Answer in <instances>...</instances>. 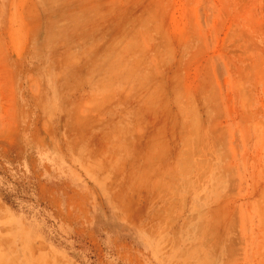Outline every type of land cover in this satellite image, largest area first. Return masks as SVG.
Returning a JSON list of instances; mask_svg holds the SVG:
<instances>
[{
    "label": "rangeland",
    "instance_id": "374dc122",
    "mask_svg": "<svg viewBox=\"0 0 264 264\" xmlns=\"http://www.w3.org/2000/svg\"><path fill=\"white\" fill-rule=\"evenodd\" d=\"M0 264H264V0H0Z\"/></svg>",
    "mask_w": 264,
    "mask_h": 264
}]
</instances>
